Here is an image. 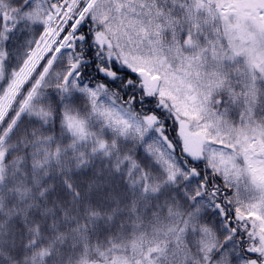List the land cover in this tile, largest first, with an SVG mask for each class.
Wrapping results in <instances>:
<instances>
[{
	"label": "snow or ice",
	"instance_id": "snow-or-ice-1",
	"mask_svg": "<svg viewBox=\"0 0 264 264\" xmlns=\"http://www.w3.org/2000/svg\"><path fill=\"white\" fill-rule=\"evenodd\" d=\"M0 264H264V0H0Z\"/></svg>",
	"mask_w": 264,
	"mask_h": 264
}]
</instances>
